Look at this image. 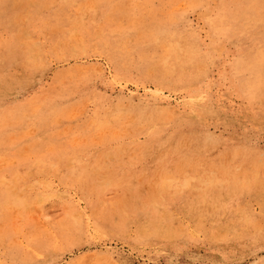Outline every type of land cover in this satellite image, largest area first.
Masks as SVG:
<instances>
[{
	"label": "rangeland",
	"instance_id": "374dc122",
	"mask_svg": "<svg viewBox=\"0 0 264 264\" xmlns=\"http://www.w3.org/2000/svg\"><path fill=\"white\" fill-rule=\"evenodd\" d=\"M0 264H264V0H0Z\"/></svg>",
	"mask_w": 264,
	"mask_h": 264
}]
</instances>
